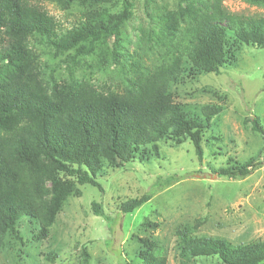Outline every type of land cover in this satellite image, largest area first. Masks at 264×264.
I'll return each mask as SVG.
<instances>
[{
	"label": "trees",
	"instance_id": "trees-1",
	"mask_svg": "<svg viewBox=\"0 0 264 264\" xmlns=\"http://www.w3.org/2000/svg\"><path fill=\"white\" fill-rule=\"evenodd\" d=\"M110 1L0 0V257L10 240L22 242V219L38 225L32 239L43 241L67 200L81 196L82 186L104 192L98 178L105 167L143 162L147 148L159 155V142L179 146L187 139L202 161L204 124L176 103L172 86L183 77L219 75L236 64L244 47L264 48V0H241L263 11L252 15L228 11L224 0H172L170 7L158 10L156 26L146 35L155 37L156 62L150 63L146 54L125 60L117 36L133 18L134 3L122 0L123 10L111 15L100 7ZM44 3L65 12L79 5L81 18L63 32ZM108 31L116 37L110 49L103 42ZM39 46L49 56H70L68 77L43 64ZM111 64L129 66L116 88L92 80L86 72L76 76L79 69L107 73ZM222 111L221 106L207 105L201 114L210 123ZM250 122L264 146L260 119ZM244 123L247 126L248 120ZM262 152L243 165L221 169L218 176L247 178L263 166L257 162ZM152 197L131 199L120 209L131 214ZM92 207L95 216L103 215L101 204ZM201 225L197 219L193 229L175 231L182 264L205 258L216 264H264V241L234 245L194 236ZM143 227L155 231L159 224L147 221ZM140 242L144 264H167L158 243Z\"/></svg>",
	"mask_w": 264,
	"mask_h": 264
},
{
	"label": "rangeland",
	"instance_id": "rangeland-1",
	"mask_svg": "<svg viewBox=\"0 0 264 264\" xmlns=\"http://www.w3.org/2000/svg\"><path fill=\"white\" fill-rule=\"evenodd\" d=\"M132 2L134 16L117 36L122 59L146 54L149 62H156L155 37L146 35L156 26L158 10L170 7L172 0ZM123 5L122 0H112L100 7L117 15ZM224 5L232 13L263 12L241 0H224ZM44 7L60 22L63 32L75 26L83 11L79 5L69 12L50 3H44ZM103 42L110 49L116 37L108 31ZM37 50L43 64L58 70L59 76L68 77L69 55L52 52L49 56L42 46ZM128 68L111 64L107 73L79 69L76 76L86 72L92 80L116 88ZM171 91L176 103L204 124L202 161L187 139L179 146L171 141L159 142V155L147 148L143 162L135 160L114 169L105 167L98 178L104 192L91 185L82 186L81 196L67 200L46 240H33L38 225L22 219V242L10 240L0 264H144L139 257L145 250L141 239L158 243L167 264H182L176 251L175 231L184 226L193 229L197 219L202 220V225L193 231L196 237L223 239L234 245L264 241V163L243 180L218 176L221 169L243 165L263 151V140L252 132L250 120L258 117L264 126V48L244 47L236 64L223 68L219 75L183 77ZM207 105L223 108L210 123L201 114ZM257 160L264 162V151ZM145 194L153 195L149 202L131 214L122 212L121 204ZM93 203L102 205L103 215H94ZM147 221L158 223V230H146L143 224ZM194 264L216 261L205 258Z\"/></svg>",
	"mask_w": 264,
	"mask_h": 264
}]
</instances>
